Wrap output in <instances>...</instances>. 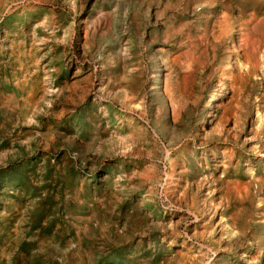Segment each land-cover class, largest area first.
<instances>
[{
    "label": "rangeland",
    "instance_id": "rangeland-1",
    "mask_svg": "<svg viewBox=\"0 0 264 264\" xmlns=\"http://www.w3.org/2000/svg\"><path fill=\"white\" fill-rule=\"evenodd\" d=\"M263 56L264 0H0V264H264Z\"/></svg>",
    "mask_w": 264,
    "mask_h": 264
},
{
    "label": "bare ground",
    "instance_id": "bare-ground-1",
    "mask_svg": "<svg viewBox=\"0 0 264 264\" xmlns=\"http://www.w3.org/2000/svg\"><path fill=\"white\" fill-rule=\"evenodd\" d=\"M263 67H264V56H263ZM262 74V73H261ZM264 77V76H263ZM156 81H158V77L155 79ZM223 88V87H222ZM223 91V90H222ZM222 91H221V94H218L217 96H215L212 101L215 102L217 100L218 97H222ZM176 102V101H175Z\"/></svg>",
    "mask_w": 264,
    "mask_h": 264
}]
</instances>
